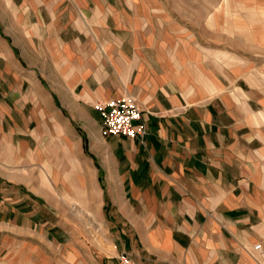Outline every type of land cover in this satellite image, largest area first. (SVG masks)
Listing matches in <instances>:
<instances>
[{
    "label": "crops",
    "instance_id": "crops-1",
    "mask_svg": "<svg viewBox=\"0 0 264 264\" xmlns=\"http://www.w3.org/2000/svg\"><path fill=\"white\" fill-rule=\"evenodd\" d=\"M68 1L101 18L70 28L86 39L68 41L64 86L43 85L0 24V264H264V0H237L250 51L152 30L149 4ZM128 96L142 142L101 134L93 105Z\"/></svg>",
    "mask_w": 264,
    "mask_h": 264
},
{
    "label": "rangeland",
    "instance_id": "rangeland-1",
    "mask_svg": "<svg viewBox=\"0 0 264 264\" xmlns=\"http://www.w3.org/2000/svg\"><path fill=\"white\" fill-rule=\"evenodd\" d=\"M110 1L119 7V1L122 0ZM221 1L132 0L128 4L137 6L139 10L141 5L149 4L148 17L152 20H150L152 30L156 31L158 27L167 30L168 26L177 25L178 22L183 26H190V31L200 40L208 39L215 43L228 44L233 48L256 50L255 43L248 42L244 37H238L235 32L237 29L234 28V20L237 19V15L249 17L251 3L238 6V1L232 0L231 5L228 4L226 16L222 18L218 15L219 19L216 21L214 12L217 11ZM245 1L246 3L251 2L250 0ZM82 2L88 3L85 8L83 6L76 8L73 2L68 0H0V24L3 30L17 47L19 54L22 55L24 64L35 68L42 84L49 89L51 81H55L58 85H65V68L68 67V71H70L69 64L66 63L67 61L70 63V61L68 59L65 61V58L71 57L74 52L79 51L67 47L70 39L79 34L83 36L82 39H86L83 32L78 34L75 31L73 33L71 32L73 29L70 28L81 26L83 29L85 25L93 26L100 22L101 14L98 8L93 6V1ZM152 6L153 8H151ZM237 8L239 11H236ZM212 13L214 19L210 17ZM100 33L106 39H110L109 32ZM120 34V37H125L126 33L123 31ZM88 35L91 37L90 34ZM100 38L104 39V37ZM82 50L89 51L91 49L83 48ZM74 60L75 57H73ZM78 62H72V67L78 68ZM212 62L220 76L227 73L231 76L237 68L236 64L233 65L234 62H229L221 54L210 55L209 63ZM101 64L103 63L101 62ZM89 65L91 71L94 72V78H90V80L96 83L101 78L102 71L96 68L98 65L95 63Z\"/></svg>",
    "mask_w": 264,
    "mask_h": 264
},
{
    "label": "built area",
    "instance_id": "built-area-1",
    "mask_svg": "<svg viewBox=\"0 0 264 264\" xmlns=\"http://www.w3.org/2000/svg\"><path fill=\"white\" fill-rule=\"evenodd\" d=\"M93 107L101 119L102 136H123L143 141L147 128L142 119L140 106L134 97L112 98L107 102H97ZM259 247L260 245L256 244L254 249ZM117 259L118 264H138L132 261L127 252H120Z\"/></svg>",
    "mask_w": 264,
    "mask_h": 264
}]
</instances>
